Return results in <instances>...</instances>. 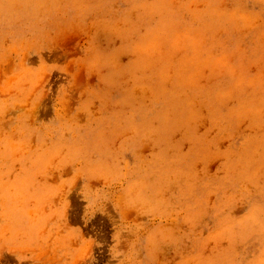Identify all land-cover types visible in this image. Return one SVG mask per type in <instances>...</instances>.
<instances>
[{"label": "rangeland", "instance_id": "1", "mask_svg": "<svg viewBox=\"0 0 264 264\" xmlns=\"http://www.w3.org/2000/svg\"><path fill=\"white\" fill-rule=\"evenodd\" d=\"M0 264H264V0H0Z\"/></svg>", "mask_w": 264, "mask_h": 264}]
</instances>
